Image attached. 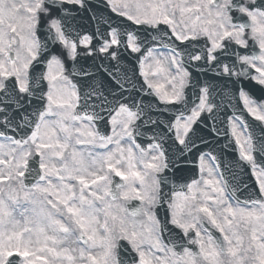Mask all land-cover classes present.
<instances>
[{"label":"snow or ice","instance_id":"6c2138e0","mask_svg":"<svg viewBox=\"0 0 264 264\" xmlns=\"http://www.w3.org/2000/svg\"><path fill=\"white\" fill-rule=\"evenodd\" d=\"M0 264H264V0H0Z\"/></svg>","mask_w":264,"mask_h":264}]
</instances>
